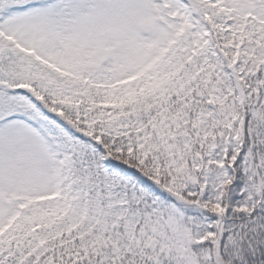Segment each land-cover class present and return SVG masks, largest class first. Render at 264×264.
<instances>
[{
  "label": "snow or ice",
  "instance_id": "6c2138e0",
  "mask_svg": "<svg viewBox=\"0 0 264 264\" xmlns=\"http://www.w3.org/2000/svg\"><path fill=\"white\" fill-rule=\"evenodd\" d=\"M0 264H264V0H0Z\"/></svg>",
  "mask_w": 264,
  "mask_h": 264
}]
</instances>
